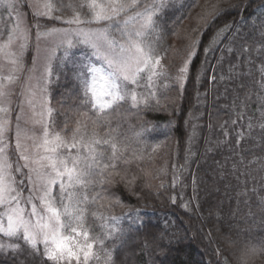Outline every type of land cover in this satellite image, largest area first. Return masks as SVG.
Masks as SVG:
<instances>
[{
	"label": "trees",
	"instance_id": "trees-1",
	"mask_svg": "<svg viewBox=\"0 0 264 264\" xmlns=\"http://www.w3.org/2000/svg\"><path fill=\"white\" fill-rule=\"evenodd\" d=\"M210 4L216 10L200 19ZM173 11L162 25L176 23L185 46L197 43L185 84L168 88L158 110L126 116L171 125L182 180L157 192L133 159L106 185L105 206L147 214L115 247L113 264H264V0H192ZM26 56L30 63V49ZM53 88L54 102L74 99L76 81ZM19 244L0 252V264H47Z\"/></svg>",
	"mask_w": 264,
	"mask_h": 264
},
{
	"label": "snow or ice",
	"instance_id": "snow-or-ice-1",
	"mask_svg": "<svg viewBox=\"0 0 264 264\" xmlns=\"http://www.w3.org/2000/svg\"><path fill=\"white\" fill-rule=\"evenodd\" d=\"M171 3L43 0L41 4L36 0L35 16L59 20L65 27L41 32L39 25L35 26L37 41L54 39L55 43L46 50L37 83L26 85V102L33 110V123L40 125L41 131L39 136L29 134L17 118L12 146L17 157L15 167L9 156V86L24 71L23 55L31 29L21 28L19 22L6 29V39L0 43V60L9 66L6 74H0V252L17 251L19 241H23L33 251L41 252L47 264H111L105 241L117 230L115 222L120 217H104L95 208L104 206L99 204L104 198L101 192L119 175L120 168L133 159H142L134 150L128 154L131 144L124 131L123 119L128 111L124 105L139 108L155 100L156 81L165 74L163 57L157 51L158 21ZM0 6L14 11L18 5L17 0H0ZM215 10L216 6L210 4L200 19ZM60 11L70 14L53 15ZM76 49L87 51L72 65L74 99L78 101L70 109L73 126L70 128L66 119L64 127L56 131L47 85L53 79L54 61L67 60ZM194 54L193 50L188 56ZM187 63L179 70L181 80ZM261 73L264 75V68ZM26 80L31 81L32 76ZM25 172L26 196L21 188L24 181L16 176ZM90 216L98 221L111 220L112 226L101 223L97 235L90 229Z\"/></svg>",
	"mask_w": 264,
	"mask_h": 264
},
{
	"label": "rangeland",
	"instance_id": "rangeland-1",
	"mask_svg": "<svg viewBox=\"0 0 264 264\" xmlns=\"http://www.w3.org/2000/svg\"><path fill=\"white\" fill-rule=\"evenodd\" d=\"M191 1L192 0H172L169 9L166 11H170V9L173 8V12H176L182 9L184 6L187 7ZM39 2L42 4L43 0H39ZM53 2H55V0H53ZM35 4L36 0H17L18 6L14 11H6L2 6H0V32L5 33L4 35H0V43H3L6 39V29H11L14 27L16 22H19L21 28L31 29L30 43L23 55L24 71L19 73V80L9 86V91L11 92L8 103L10 111L7 113V117L11 121L10 131L8 134L10 145L9 156L13 160L14 167L17 157L15 152L12 150V146L14 145V133L17 124V118H19V124L21 128L27 129L29 134L35 132V134L39 136L41 131L40 125L33 123V110L26 102L28 97L26 85H35L37 83V80L41 77L43 72L46 50L54 46L55 43L54 39H41L37 41L35 39L37 31L35 26L39 25V31L41 32L50 28L65 27V25H63L59 20L35 16L33 14L35 11ZM29 12L32 15V21L29 20ZM69 14L70 13L67 11L53 13L54 16H67ZM170 16H172V14ZM158 24L160 28V40L158 41L157 51L159 55L163 57L162 64L165 66V74L157 79L155 87V100H158L159 103H156L155 100L150 99L147 106L141 105L139 108H130L129 105H125L127 109H133L136 114L145 112L149 108L158 110V108L161 107L165 101L168 88H170L172 85H177L180 88L183 87L189 74L190 63L197 52L196 42H193L190 46H185L183 39L181 38L184 30H179L176 26V23L173 22L172 26L171 22L168 23L164 20V24L162 25L161 19V21H158ZM192 45H194V49ZM28 49L32 51V60L30 63H27L26 55ZM193 50L195 54L189 57L188 53ZM85 51L87 50L76 49L73 51L72 56L67 60L57 59L53 63V79L47 85V93L50 98V106L54 109L51 119L54 122V128L56 131H60L64 127L66 119L69 121L68 126L70 128L73 126L71 123L72 113L70 109L75 107L76 101L75 99H71L66 95H62L61 97L59 96V99L56 98L54 102L55 88H53V86L58 82L63 81L65 78L73 77L71 76L73 74L70 75V73L74 71L72 65L74 62H78L80 59H82V53ZM169 56L175 60V66L172 65L170 61L172 59H169ZM186 61H188L187 72L183 74L184 79L181 80L179 78L181 75L179 70L185 66ZM67 64H69L68 67H66ZM0 65H2V67H0V74H6L9 66L2 60H0ZM63 71L65 72L62 73ZM29 75L32 76L31 81L26 80V77ZM40 83L41 87H43L42 80ZM137 91H146V89H138ZM37 100H39V94L37 95ZM65 102H67L68 105L65 104ZM123 125L124 131L128 137V142L131 144L128 154L134 150L137 157H142V159L135 160L139 162L138 164L141 168L148 170V172L151 174L154 182V190L158 192L161 190L170 191L174 187L178 188L180 186L182 176L180 175L179 167H177V165L172 162V152L174 150V145L171 125H155L156 127L153 125L152 127L151 125L149 126L144 122L137 124L132 121V118L127 116H125L123 119ZM136 133H139L140 135L137 136ZM28 143L31 144V141H28ZM21 163L23 162L21 161ZM16 176L18 181H24L21 188L24 192V195L26 196L28 194L26 172L25 174L18 173ZM101 195H103V192H101ZM99 204L104 205V201L100 200ZM110 208L108 205H104L103 207H96L95 211H97L98 214H102L104 217H120V219L115 222L117 230L112 233L110 239L105 241V247L111 252V264H113V250L115 247L133 227L141 224L147 214L144 210L133 209L130 206L125 207L120 213H117L115 210ZM92 210L93 209L90 208V211ZM88 223L90 229L95 231L97 235L100 234L99 225L101 223L112 226L111 220L98 221L91 216L89 217ZM19 243L24 242L19 241ZM101 255L103 254L101 253Z\"/></svg>",
	"mask_w": 264,
	"mask_h": 264
}]
</instances>
